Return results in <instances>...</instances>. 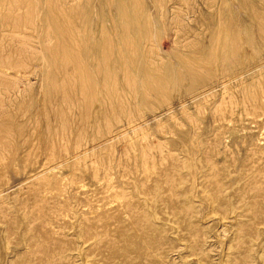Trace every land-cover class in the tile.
<instances>
[{"label":"rangeland","instance_id":"1","mask_svg":"<svg viewBox=\"0 0 264 264\" xmlns=\"http://www.w3.org/2000/svg\"><path fill=\"white\" fill-rule=\"evenodd\" d=\"M263 222L264 0H0V264H254Z\"/></svg>","mask_w":264,"mask_h":264},{"label":"bare ground","instance_id":"2","mask_svg":"<svg viewBox=\"0 0 264 264\" xmlns=\"http://www.w3.org/2000/svg\"><path fill=\"white\" fill-rule=\"evenodd\" d=\"M161 7V6H160ZM249 12V11H248ZM40 18V17H39ZM68 18V17H67ZM37 23V22H36ZM76 24V23H75ZM223 29V28H222ZM223 31V30H222ZM229 37V36H228ZM139 53V52H138ZM148 54V53H147ZM149 55V54H148ZM145 56V55H144ZM153 56V55H152ZM151 57V56H150ZM150 60H151V58H149ZM153 61V60H152ZM134 62V61H133ZM157 65V64H156ZM155 65V66H156ZM153 67V66H152ZM150 68V67H149ZM147 72V71H146ZM153 74V73H152ZM162 74V73H161ZM159 77V76H158ZM63 91V90H62ZM70 96V95H69ZM236 115V114H235ZM111 118V117H110ZM96 121V120H95ZM102 122V121H101ZM207 126V125H206ZM221 130V129H220ZM78 131H79V129H78ZM85 132V131H84ZM196 134V133H195ZM209 136V135H208ZM3 138V137H2ZM214 138V137H213ZM224 145H226L225 143H224ZM241 145V144H240ZM237 146V145H236ZM242 147V146H241ZM203 149V148H202ZM172 154V153H171ZM217 154V153H216ZM200 155V154H199ZM213 157V156H212ZM220 157V156H219ZM244 160V159H243ZM195 163V162H194ZM229 163V162H228ZM200 165H202V163L200 164ZM6 167V166H5ZM147 169V168H146ZM203 170H204V168H203ZM217 170V169H216ZM42 171V170H41ZM211 171V170H210ZM207 172V171H206ZM232 172V171H231ZM38 173V172H37ZM198 173V172H197ZM202 173V172H201ZM204 173V172H203ZM202 173V174H203ZM43 174V173H42ZM7 175V174H6ZM156 175V174H155ZM198 176V175H197ZM195 177V176H194ZM201 178V177H200ZM237 179V178H236ZM136 181V180H135ZM236 183V182H235ZM141 184V183H140ZM187 184H188V182H187ZM232 184V183H231ZM126 185V184H125ZM161 185V184H160ZM132 186V185H131ZM197 186V185H196ZM195 187V186H194ZM233 187V186H232ZM130 190V189H129ZM161 190V189H160ZM164 190V189H163ZM224 191V190H223ZM155 192V191H154ZM161 192V191H160ZM165 192V191H164ZM239 192V191H238ZM133 193V192H132ZM137 193H138V191H137ZM179 193V192H178ZM184 193V192H183ZM181 195V194H180ZM237 195V194H236ZM198 196V195H197ZM250 197V196H249ZM135 198V197H134ZM138 198V197H137ZM176 198V197H175ZM8 199V198H7ZM156 199H158V197L156 198ZM155 199V200H156ZM172 199V198H171ZM180 201V200H179ZM155 202V201H154ZM178 202V201H177ZM230 202V201H229ZM234 202V201H233ZM220 203V202H219ZM188 204V203H187ZM190 204V203H189ZM228 204V203H227ZM227 204H225L224 205V207H227ZM238 204V203H237ZM138 205V204H137ZM181 205H183V204H181ZM144 206V205H143ZM228 206H231L230 204H228ZM200 207V206H199ZM198 208V207H197ZM152 209V208H151ZM154 209H156V208H154ZM158 209V208H157ZM156 209V210H157ZM165 209H167V208H165ZM228 209V208H227ZM230 210L232 209V208H229ZM153 210V209H152ZM168 211V210H167ZM176 211V210H175ZM158 212H159V210L157 211V213L155 212V210L152 212V216L153 217H159V216H157V214H158ZM166 212V211H165ZM168 213V212H167ZM166 213V214H167ZM168 215V214H167ZM243 214L241 213L240 215H239V217H241ZM119 216V215H118ZM238 216V215H237ZM235 217V216H233V217H231V218H229V219H227L228 220V225L226 226L225 225V229L223 230V234H229V231L230 230H233V229H235L237 226H236V224H238L239 222H238V219H239V217ZM127 218V217H126ZM22 219V218H21ZM240 220H241V218H240ZM16 221V220H15ZM162 221V220H161ZM168 221V220H167ZM172 221V220H171ZM252 221H254V220H252ZM238 222V223H237ZM241 222V221H240ZM244 223V222H243ZM249 223V222H248ZM216 224V223H215ZM217 225V224H216ZM24 226V225H23ZM212 226V225H211ZM220 226V225H219ZM171 228V227H170ZM172 230H173V228H172ZM218 230V229H217ZM216 231V230H215ZM254 232L255 233H252V235L253 236H251V237H253L251 240L254 242V244H253V246L249 249H247L246 250V252L243 254V256L245 257V259H248V258H250V257H253V260L255 259L256 260V262L254 263V264H260V263H264V222H263V224H260L255 230H254ZM72 233V232H71ZM212 233V232H211ZM211 233H209V234H211ZM189 234H191V233H189ZM208 234V235H209ZM215 234H217V233H215ZM222 234V235H223ZM67 235V234H66ZM199 235V234H198ZM211 236V235H210ZM181 237V236H180ZM208 237V236H207ZM227 237V236H226ZM103 238V237H102ZM141 238V237H140ZM187 238V237H186ZM183 239V238H182ZM100 241V240H99ZM138 241V240H137ZM155 241V240H154ZM234 241V239H232L231 240V242H233ZM192 242V241H191ZM213 242V241H212ZM226 242V241H225ZM250 242V241H249ZM127 244V243H126ZM169 244V243H168ZM222 245H223V243H222ZM225 245H226V243H225ZM135 246V245H134ZM90 247V246H89ZM187 248V247H186ZM233 245H231L230 243H228V245H226V248L224 247V249L223 250H225V253L221 256L222 258H220V257H218V258H220L221 259V263H219V264H230V263H232V259L233 258H235V257H237L236 255H235V253L233 252ZM18 249V248H17ZM88 249H90V248H88ZM126 249H128V248H126ZM221 249V248H220ZM98 250V249H97ZM183 250V249H182ZM156 251V250H155ZM222 251V250H221ZM123 252V251H122ZM125 252V251H124ZM179 252V251H178ZM78 253L79 254H74V255H72V256H70L71 257V259L73 260V259H75V260H77V261H81V264H87V263H89V262H91V264H99L98 263V261H96V260H94V261H92V260H88V257H87V255L82 251V249L80 250V251H78ZM205 253V252H204ZM96 254H97V252H96ZM203 254V253H202ZM214 254V253H213ZM190 255V254H189ZM148 256V255H147ZM146 256V257H147ZM210 256V255H209ZM18 257V256H17ZM67 257V256H66ZM69 257V256H68ZM191 257V256H190ZM198 257V256H197ZM202 257V256H201ZM203 258V257H202ZM212 258V257H211ZM215 258V257H214ZM201 259V258H200ZM208 259H210V257L208 258ZM13 260V259H12ZM199 260V259H198ZM202 260V259H201ZM201 260H200V264H201ZM216 260V259H215ZM249 260V259H248ZM59 261V260H58ZM246 262V261H245ZM78 263V262H77ZM204 263H206L205 261H204ZM234 263V262H233ZM208 264V263H207Z\"/></svg>","mask_w":264,"mask_h":264}]
</instances>
